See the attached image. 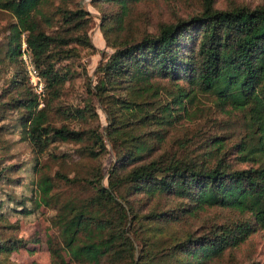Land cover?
Segmentation results:
<instances>
[{"label":"trees","instance_id":"1","mask_svg":"<svg viewBox=\"0 0 264 264\" xmlns=\"http://www.w3.org/2000/svg\"><path fill=\"white\" fill-rule=\"evenodd\" d=\"M99 1L118 8L104 12L103 32L113 51L96 69L95 91L100 99L116 88L127 93L116 98V106L108 107L109 124L105 129L110 137L123 136L124 141L140 137L141 133L134 130L135 134H129L126 126L134 123L146 127L156 125L158 128L154 131L162 139V129L181 121L182 111L188 109L187 101H192L199 93L211 92L233 107L252 113L249 139L235 145L244 152L242 157H255L259 164L232 165L224 156L227 141L219 134L211 138L209 150L202 156L167 149L155 153V142L147 139L123 144L109 170L108 184L103 181L101 171L92 178L63 172L52 176L43 172L37 180L36 201L57 210L53 222L61 242L54 239L50 242L54 264L67 263L62 250L85 264H106L104 260L113 257L116 260L127 257L123 264H145L153 259L155 241L147 242L148 248L140 254V259L136 258L135 242L129 235L130 209L138 221L145 218L152 234L159 228L155 222L181 219L180 211L187 209L197 211L218 206L249 212L250 219L214 222L200 233L190 231L182 239H176L171 251L174 264H208L239 246L256 229H264V4L218 7L215 0H204L199 11L175 20H162L152 33L146 24L145 30L136 35L129 29L132 22L126 20L132 13V5L141 0ZM45 2L47 0H0V8L10 9L17 17V22L11 26L6 54L11 61L23 66L12 79L14 87L27 89L12 102L26 107L21 116L23 138L41 152L54 140H81L92 130L102 151L91 147L88 153L98 158L107 147L103 133L66 123L55 125L48 120L46 104L37 108L39 99L21 59L22 35L25 34L33 59L44 77V98L48 90L58 96L60 87L70 78L68 70L57 67L59 61L71 55L67 45L73 42L92 45L88 31L84 30L89 22L86 9L59 5L53 12L60 14L57 20L60 28L49 31L46 24L53 21L43 8ZM111 32L117 33L114 39ZM161 80L171 82L172 88L161 85ZM161 89L171 97L161 98ZM132 94L140 97L131 98ZM149 95L153 98L149 99ZM12 166H0V180L8 177ZM55 177L68 183L85 181L94 193L83 199L75 196L62 199L55 190ZM124 185L130 192L145 191L151 196L171 194L185 203L188 201L190 208L184 204L141 215L133 206L128 207L121 201L124 194L120 189ZM26 245L24 238L0 236V257H8L13 250Z\"/></svg>","mask_w":264,"mask_h":264},{"label":"rangeland","instance_id":"2","mask_svg":"<svg viewBox=\"0 0 264 264\" xmlns=\"http://www.w3.org/2000/svg\"><path fill=\"white\" fill-rule=\"evenodd\" d=\"M203 3L204 0H141L132 5V13L126 22H132L129 29L136 35H140L145 30L146 24L149 32L152 33L156 31L157 24L162 20H175L180 16H188L199 11ZM215 4L218 7L235 4L255 6L264 4V0H215ZM59 5L70 8L82 7L89 12V22L84 30L88 31L92 45L74 42L67 45L68 54L71 55L59 61L57 67L62 71L68 70L70 78L60 87L58 96L48 90L43 102L39 101L37 108L46 104L48 120L55 125L66 123L71 127L89 128L103 133L107 147L98 158L88 153L91 147L99 152L102 151L95 142L96 138L93 137L92 130L89 132L91 134L81 140H54L41 152L29 140L23 138L21 116L26 107L15 106L12 103L15 102V98L22 96V91L27 92L25 86L14 87L12 83V79L23 69V66L21 63L11 61L6 54L11 26L17 22V17L10 9L0 8V166L13 165L7 172L8 177L0 180V236L27 240L26 246L13 250L8 257L1 256L0 264H54L50 242L52 239L58 240L59 244L61 242L58 229L53 222L57 210L46 204L40 205L36 201L37 180L43 172L52 176L57 172H63L70 176L92 178L101 171L104 173L103 181L108 184L109 170L116 162L118 150L124 146L123 144L129 145L147 139L155 142L153 144L155 153L167 149L182 154L202 156L208 152L211 138L219 134L227 141L228 150L224 156L232 165L249 167L259 164L255 157L250 159L242 157L244 152L241 151L240 146L235 145L241 140L249 139L248 133L251 131L249 115L252 113L233 107L211 92L199 93L192 101H187L188 109L182 111L181 121L162 129V139L154 131L158 128L156 125L146 127L134 123L126 127L129 134H135V131L141 133L140 137L136 134V139L129 137L124 141L123 136L112 139L105 129L109 124L108 107L116 106V98L127 93L124 89L116 88L108 91L110 93L100 99L95 91V84L97 67L107 60L113 51L103 32L104 12L115 11L118 6H109L99 0H47L43 8L51 14L53 21L52 24H46V29L49 31L60 28V22H57L60 14L53 12ZM110 36L114 39L117 33L111 32ZM21 74L25 76L24 72ZM160 83L172 88L171 82L167 80H161ZM160 94H162L161 98L171 97L170 93L162 89ZM134 97L139 98L140 95L132 94L131 98ZM148 98L153 97L149 95ZM86 104H89V107ZM143 131L148 133L142 134ZM55 179V190L60 193L62 199L72 196L83 199L94 193L92 187L85 181L68 183L57 177ZM120 191L124 194L121 201L128 207L133 206L141 215L151 211L170 210L171 207L184 204L190 208L188 201L185 203L167 193L151 196L145 191L130 192L125 185ZM180 212L181 219L155 222L154 225L159 228L155 234H152L146 227L145 218L138 221L132 216L134 212L130 209L129 235L134 239L137 259H140V254L148 248V243L155 241L156 244L152 246V254H155V257L147 260L145 264H174L175 258L171 255V251L176 239H182L190 231L200 233L214 222L251 218L249 212L218 206ZM62 252L66 264H85L75 261L66 250ZM126 259L127 257L116 260L113 257L104 261L106 264H112L111 261L114 263L119 261L123 264ZM252 261L264 262L263 228L256 229L239 246L227 250L223 256L208 264H248Z\"/></svg>","mask_w":264,"mask_h":264},{"label":"built area","instance_id":"3","mask_svg":"<svg viewBox=\"0 0 264 264\" xmlns=\"http://www.w3.org/2000/svg\"><path fill=\"white\" fill-rule=\"evenodd\" d=\"M22 36L21 59L26 69L28 81L39 101L43 102L46 93L45 80L42 76V73L40 72V69L33 59L32 53L25 38V34H23Z\"/></svg>","mask_w":264,"mask_h":264}]
</instances>
